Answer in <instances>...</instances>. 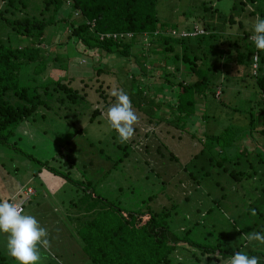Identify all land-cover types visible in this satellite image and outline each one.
<instances>
[{
    "label": "trees",
    "instance_id": "16d2710c",
    "mask_svg": "<svg viewBox=\"0 0 264 264\" xmlns=\"http://www.w3.org/2000/svg\"><path fill=\"white\" fill-rule=\"evenodd\" d=\"M39 1L43 2L44 8L41 9L42 12L38 16H30L36 12L32 14L29 12L30 15L25 16L29 14L25 11L27 9L26 0H6L4 11H0V18L10 28L15 29L16 33L14 34L27 38L30 44L28 47L14 48L0 40V143L4 141L7 136L4 134L9 132V128L32 115L38 107H47L38 90L46 91L54 86L55 89L53 90L56 93L57 90L61 91L64 100L71 103L77 102L76 88L71 87L74 79H76L73 73L76 66L71 68L75 64L72 62V55L75 57V54L76 63L80 60H86L85 58L93 57L96 61L95 65L97 64L96 68L95 65L94 68H91L94 76L98 79L100 76H106L112 79L111 81H116L115 76L121 71L111 70L110 68L114 66L109 67L103 62L108 58L114 63L117 60H127L129 69L127 74L130 75L131 84L139 91V94L135 95L131 92L132 85L130 89H126L127 91L123 88L128 94L132 106L143 114L149 112L151 117L155 111L153 112L146 107L153 104L163 114L160 121L161 119L168 120L165 112L171 111L173 113L169 115L174 119L166 122L167 125H174L177 128L179 126L182 129L186 119L194 115L197 103L201 101L203 96H206L207 89L216 88V91L211 92V95L221 103L219 97L223 93L222 87L229 82L228 78L233 76L231 73H235L236 77L248 68L247 75L239 76L238 82L242 83L244 90H248L249 96L246 97L245 101L251 106L244 112L237 111L236 113L238 117L243 115L247 118L246 129L230 126L225 127L219 134L203 133L197 135L196 139L202 148L198 154L193 155L189 164L187 163L183 167L185 171H183L181 178L184 177L185 180L188 176L195 185H199L200 181L211 177L212 170H216L213 175L216 174L221 177L224 174L223 176L227 177L232 184H240L244 180L254 181L258 176L260 178H257L258 181L264 185V69L262 67L264 65V51H258L255 48L252 39H250L253 34L250 32L243 31L239 34L233 33L232 28L230 29L234 25L242 28V19L246 15L264 19V0H233L227 11H220L202 3L200 8L202 16L195 19L193 24L186 25L181 29L177 25L168 27L159 20L158 0ZM21 10L25 14L17 17L16 12L22 14ZM5 13H8L10 17H4ZM207 13L218 15L219 18L225 15L223 22L226 27L225 34L218 35L215 33L216 29H210V24L213 21L206 18ZM47 27H51L49 29V33L52 32L50 33L51 36L55 35L61 27L67 29L64 40H61L58 35L53 38V43L55 42L53 49L56 51L53 58L48 54L50 52L48 47H51L48 44L45 48L42 41L46 35ZM194 27H199L204 33L195 37L179 35L180 32H191ZM171 32L177 33V36L171 35ZM232 35H236L234 39L232 38L233 40L230 38ZM226 36L230 37L226 38ZM101 37L102 39H100ZM135 39L139 41L136 42ZM174 39L176 41H173ZM216 40L221 55L230 59L217 68L212 64H206L210 56L205 51V49L212 50ZM137 44L139 46L142 44L141 49L133 52V46ZM58 53L62 54L57 55ZM45 54H47L46 57ZM157 55H162L161 60H156ZM81 56L83 58L79 59L78 57ZM257 56L259 57L258 67L255 66ZM247 57L249 60L246 62ZM40 61L55 64V69L52 71L58 73V76L54 73V75L42 77L45 72V66H42L33 74L29 85H22L21 77L19 78L22 74L21 67L32 64L36 68V64ZM160 61L162 64L159 63ZM180 64L181 66L187 65V68L185 67L187 73L184 78L179 79L176 75L180 71ZM151 66L164 69L163 74L159 77L162 85H167L168 88L161 90L162 93L164 91L172 94V97H157L158 95L154 91L155 101L154 99L149 100L148 95H145L141 88V80L146 76L147 78L151 77L150 74H153L150 72L153 69ZM49 69L51 68L48 67L47 71ZM38 74L41 78L38 77ZM128 75H126L127 78H129ZM220 76L223 77L222 80L216 83ZM34 77L39 81H36ZM217 91H219L218 96ZM11 101L14 104H11ZM164 102L169 105L170 109L160 108ZM260 102L262 106L260 105L258 109H255L253 104L257 103L258 105ZM171 103L176 104L172 105ZM146 117L148 116L146 115ZM150 117L146 122L148 125L151 122L161 123L156 118ZM193 135L190 136L192 139ZM246 142H249L252 147L248 146ZM238 144L244 145L243 152L239 153L238 151L237 156L222 157L224 150L234 149ZM205 150L216 152L218 156L214 153L212 157H206L207 162L204 166L201 164V159ZM64 157L62 156V159ZM124 157H127V152L124 153ZM168 158V160H177L171 153ZM35 161L53 175L75 184L77 186L76 192L80 190L82 194L91 199L86 207L77 209L79 212L83 211L78 215L84 214V212L88 214L83 216L86 219L82 221L77 234L82 243V251L85 257L93 264H181L173 259L178 250L182 253L186 251L192 264L194 262L207 264L210 256H215V259L219 260L220 263L231 258L236 252H242L238 247L234 250L220 249L218 245L197 241L194 237H190V234L196 231V227L203 228L205 226L203 220L206 217V212L208 211V214L215 209V201L211 199V187L221 189V193L223 192L221 181H217L215 178L204 181L209 186L206 198H209L212 205L206 209L201 219H196L194 222H189L186 210L180 208V218L187 222L180 227L181 231L179 229V231L173 232L171 226L172 222L177 223L175 219L178 218L179 203L172 202L174 199L171 197L168 198L171 205L169 207L159 205L160 210L157 208L155 211L151 210L149 205L152 200L155 201L157 194H154L138 209L125 210L119 205H114V203L107 202L98 196L91 182L78 181L75 183L67 175L57 172L54 168L46 167L43 162ZM68 161L69 159L65 160V162ZM65 162L64 164H66ZM231 164L238 167V171L229 170ZM38 171L37 169V173ZM170 173L172 174L173 170ZM34 174L36 175L35 172ZM163 174L166 179L162 181V187L157 193H164L166 187L170 185L168 181H172V175ZM156 178L159 179L160 175L156 174ZM182 182L180 179L177 184L172 186H176L174 187L176 189L179 185L181 187L180 183ZM254 191L258 192L259 188ZM260 193L264 196V186H262ZM224 197L225 195L220 194V199L219 196L216 199L222 201ZM73 207H79V205L72 202L70 208ZM252 210L258 212L256 206ZM75 219L78 222L81 220L80 216ZM247 254L259 257L260 264H264V256L260 253L248 252ZM191 263L187 262L186 264Z\"/></svg>",
    "mask_w": 264,
    "mask_h": 264
},
{
    "label": "rangeland",
    "instance_id": "374dc122",
    "mask_svg": "<svg viewBox=\"0 0 264 264\" xmlns=\"http://www.w3.org/2000/svg\"><path fill=\"white\" fill-rule=\"evenodd\" d=\"M232 2L233 0H158V18L168 27L177 25L181 29L186 27V25L193 24L195 19L202 16L200 10L202 3L220 11H227L231 7ZM6 3V0H0L1 12L4 11ZM42 3L39 0H26V13H36L34 15L29 13L25 16H38L42 12L41 9L44 8ZM21 12L22 14L16 12V16L20 17L25 14L22 10ZM4 17L7 18L10 15L5 13ZM206 18L213 21L210 24V29H216L217 32L215 31V33L218 35L225 34L226 27L223 25L225 15L219 18L218 15L207 13ZM242 20L243 27L240 28L234 25L230 27L233 30L232 32L241 34V32L246 31L253 34L256 18L246 15ZM50 28H46V35L42 41L45 48H47L48 44L51 47H48L50 51L48 54L53 58L56 55V51L53 49V44L55 43H53V38L58 35L61 40H64L67 35V29L61 27L55 35L51 36L50 33L52 32L49 33ZM230 29L229 31H231ZM14 33H16L15 29L10 28L0 18L1 41L8 43L7 45L14 48L28 47L30 45L27 38L17 36ZM228 37L230 36H226V38ZM234 37L236 35H232L230 38L234 39ZM135 41L139 40L135 39ZM173 41L176 40L174 39ZM217 43L216 40L212 50L205 49L210 56L206 64H212L215 68L230 60L225 55H221V50ZM141 46L142 44L133 46L132 51H138ZM175 49H177L176 46ZM60 54L62 53L57 55ZM46 56L47 54H45ZM75 57L72 55V62L75 64L71 68L73 69L76 66L73 71L76 79H74L71 87L77 89H75L78 94L77 102L71 103L64 100V95L61 91L57 90L58 92L56 93L53 90L55 89L54 86H51V89L46 91L38 90L47 107H38L32 115L27 116L22 122L9 128V132L4 134L7 136L0 143V195H3L5 189L11 187V185L13 186V183L15 184L12 178H21L28 172L37 173V169L41 168L35 161L38 160L45 163L46 167L54 168L57 172L67 175L75 183L78 181L91 182L98 196L104 198L107 202L119 205L125 210L138 209V207L144 205V202L150 200L154 194H157V198L155 201L152 200L150 202V208L154 211L156 208L160 210L161 207L159 205H165V207L171 205L170 201H168V198L170 199L171 197L174 199L172 202L179 203L177 211L179 219L176 218L177 223L172 222L171 226V230L176 232L187 222L180 218V208L186 210L188 221L194 222L196 219H201L206 209L212 205L209 198H206L209 186L204 181L215 178L217 181H221L223 192L221 193V189L211 187V199L215 201V209L208 214V211L206 212V217L203 220L205 226L203 228L196 227V231L192 232L190 237H194L197 241L218 245L220 249L234 250L238 247L242 252H258L264 256V245H260L257 242L250 243L247 240V235L252 232L259 231L264 234V196L260 193L264 185L261 181H258L260 179L258 176V179L255 178L254 181L244 180L240 184L234 183L235 185L227 177L223 176L224 174L221 177L216 174L213 175L216 170H212L211 177L200 181L199 185H195L188 176L185 180L184 177L181 178L183 171H185L183 167L187 163L189 164L193 155L198 154L202 148L196 139L197 135H202L203 133L219 134L225 127L230 126L246 129L247 118L243 115L238 117L236 113L237 111L244 112L251 106L245 101L246 97L249 96L248 90H244L242 83L238 82L239 76L242 74L247 75L248 68L239 75L238 72L236 77L235 73H231L233 76H230L228 78L229 82L223 85V93L219 97L223 104L211 95V92H215L216 88L210 87L207 89V94L205 92L206 96H203L201 101L197 103L194 115L186 119L183 129L179 126L177 128L174 125H167L166 122L174 119L169 115L173 113L171 111L165 112L168 120L161 119L160 121L163 114L153 104H149L146 107L153 112L155 111V114L151 117L149 112L148 114H143L133 107L139 118L138 123L134 125L135 134L129 142L121 143L118 134L109 126L105 114L108 108L115 103V97L111 95L113 88H124L126 90L130 89L132 85L133 89L131 92L135 95L139 94L137 88L131 84L130 75L127 74L129 73L128 61L117 60L114 63L109 58L105 62L102 61L109 67L114 66L110 68L111 70L121 71L115 76L116 82L111 81L112 79L106 76H100L99 79L94 76L91 68H94L96 61L93 57L85 58L86 60H80L77 63ZM156 57V60H161L162 55H157ZM78 58L81 59L83 57ZM248 60L249 57L245 59L246 62ZM232 62L234 63V61ZM159 63L162 64L161 61ZM36 65V68L32 64L21 67L22 74H20L19 78L21 77L22 85H29L33 74L42 66H45V72L42 77H48V75L51 76L55 73L52 71L55 69V64H52V62L45 63L40 61ZM48 67L51 68L49 71H47ZM96 67L97 64L95 65ZM185 67L187 68V65L181 66L180 64V71L176 75L177 78L185 77L187 73ZM234 67L240 69L237 66ZM262 67L264 69V65ZM152 68V71L150 70L151 73L153 72V74H150L151 77L147 78L146 76L141 80V88L145 95H148L149 100H155V91L158 95L157 97H172V94L164 91L162 93L161 90L162 88L165 90L168 88L167 85H162L159 77V75L163 74L164 69H159L158 66H153ZM110 69L108 68V70ZM56 75L58 76V73ZM38 77L41 78L39 74ZM222 78L221 76L217 78L216 83H219ZM34 79L39 81L36 77ZM99 85L100 87H98ZM226 88H229V90H226ZM216 94L218 96L219 91ZM11 104H14V102L11 101ZM144 105L146 106V103ZM260 105L261 102L258 105L254 103L253 107L258 109ZM160 108L170 109L165 102ZM149 117L156 118L161 123L151 122L148 125L146 122ZM148 126H151L152 130L146 131L145 129ZM25 130L30 135H24ZM191 134H194L193 139L190 137ZM246 143L248 144L249 142ZM248 146L252 147L250 143ZM244 148L243 144H238L234 149L224 150L222 157L237 156L236 153L238 151L239 153L243 152ZM125 152H127V157H124ZM170 153L177 160H168ZM214 153L216 152L205 150L201 164L205 166L206 157H212ZM62 156L65 157L62 159ZM216 156H218L217 153ZM66 159H69V161L65 162ZM230 169L238 171L239 168L231 164L229 166ZM172 170L173 173L171 174ZM220 172L222 173L221 170ZM163 173L172 175V181H168L170 185L166 187L164 193H157L162 187V181L166 179ZM156 174L160 175L159 179L156 178ZM38 179L37 177L32 182L33 188L37 187L36 189H39L40 181ZM180 179L181 182L184 180L180 183L181 187L179 185V189L178 187L174 189L176 186L173 187L172 185L177 184ZM57 180L59 187L56 189V196L54 198L47 196L50 205L57 204L59 207L54 214L50 213L48 203L40 205L37 210L30 208L33 204L43 203L40 199L41 195H38L39 200H31L32 203H27L24 206V213L37 215L34 217L39 224L49 219L51 224L56 227L51 233L50 248L48 250L41 248L42 262L40 264H93L85 257L82 251V243L77 234L82 221L86 219L83 216L88 215L86 212L78 215V213H83V211L79 212L77 209L86 207L91 199L89 196L82 194L80 190L76 192L77 186L75 184L63 182L61 178L49 177L46 182L55 183ZM213 181L215 180L213 179ZM256 188H259L258 192L254 191ZM35 191L37 192V190ZM220 194L225 195L222 201H219ZM48 195L51 196V192ZM217 196H219V199H216ZM72 202L78 204L79 207L70 208ZM254 206L258 208V212L256 211L255 215L252 214ZM79 216L81 218L80 222L75 219ZM57 224H60V226L57 227ZM6 245L7 234L0 233V252H5V249L7 251ZM0 258H2L0 263L3 261L6 264H17L7 254L0 253ZM173 259L181 264L191 263L186 251L182 253L178 250ZM229 260L230 258L219 263L215 256H210L207 264H228ZM194 264L196 263L194 262ZM200 264H203V262Z\"/></svg>",
    "mask_w": 264,
    "mask_h": 264
},
{
    "label": "clouds",
    "instance_id": "9594fccd",
    "mask_svg": "<svg viewBox=\"0 0 264 264\" xmlns=\"http://www.w3.org/2000/svg\"><path fill=\"white\" fill-rule=\"evenodd\" d=\"M251 39L258 51H264V19L256 18ZM255 66H259L258 56ZM111 95L115 97V103L108 108L106 120L118 134L119 141L127 143L135 134L134 125L139 118L123 89L113 88ZM145 130L150 131L152 128L148 126ZM23 134L30 135L27 130ZM252 214L255 215L254 210ZM0 233L7 234V251L17 264H39L41 248L48 250L51 246L48 230L41 227L34 216L25 214L19 204L7 199L0 201ZM247 240L264 245V234L252 232L247 235ZM228 264H260V258L238 251L232 255Z\"/></svg>",
    "mask_w": 264,
    "mask_h": 264
},
{
    "label": "crops",
    "instance_id": "0c3cea01",
    "mask_svg": "<svg viewBox=\"0 0 264 264\" xmlns=\"http://www.w3.org/2000/svg\"><path fill=\"white\" fill-rule=\"evenodd\" d=\"M54 176L57 177L58 179L60 178L59 176L53 175L52 173H50L49 171H47L45 168H42L41 167L39 169L38 173H36V175L34 174V172H30V173L28 172V174H25V176H23L21 178H18V179L12 178V181L13 182L15 181V184L13 183V186L11 185V187L5 189L3 195H0V201L5 200V199H7L9 201H11V200L14 201L18 197V194L21 193L22 190H25L26 188H31L34 191V194L25 203V205L27 203H30L31 200L32 201L35 200V199H38L39 200L38 195H41V198L40 199H41V202H43V203L33 204L32 207H30V208H32L33 210H37V209L40 208V205H45V203H48L49 208H50V213L54 214L55 210L57 208H59V207L57 206V204L50 205L47 196L49 198L50 197L51 198H54L56 196V189H57V187H59V184H58V180L55 183H52V182L48 183V182H46V181L49 180V177H54ZM37 177L39 178L38 180L40 181V183H39V186H40L39 189H36L37 187L36 188H33L32 185H31L32 182H34ZM62 180H63V182H66L64 179H62ZM42 184H43V188H42ZM35 190H37V192ZM49 192H51V196L48 195ZM63 211H65V210L63 209ZM23 212H24V207H23ZM30 214L32 216H37V215H34L32 213H30ZM57 225H58L57 227L60 226V224H57ZM40 226L43 227V228H46L48 230V233H49L48 239L50 240L51 233L53 232V230L56 229V227H54L51 224V221L49 219L47 221H44L43 223H40ZM57 229H61V228H57ZM0 253L9 255V253H8V251H6V249H5V252H0ZM0 260H2V258H0ZM14 261H15V259H14ZM41 262H42V260L39 262V264ZM0 264H6V262L1 261Z\"/></svg>",
    "mask_w": 264,
    "mask_h": 264
},
{
    "label": "built area",
    "instance_id": "2783aa9c",
    "mask_svg": "<svg viewBox=\"0 0 264 264\" xmlns=\"http://www.w3.org/2000/svg\"><path fill=\"white\" fill-rule=\"evenodd\" d=\"M203 33L204 31L202 29H200L199 27H194L191 32H180L179 35L182 37H195ZM171 35L177 36V33L171 32ZM100 39H102V37ZM33 194L34 191L31 188H26L18 194V197L14 201L11 200L10 202L19 204L23 209L25 203L30 199Z\"/></svg>",
    "mask_w": 264,
    "mask_h": 264
}]
</instances>
